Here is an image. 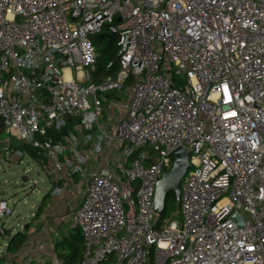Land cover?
I'll use <instances>...</instances> for the list:
<instances>
[{"label":"built area","instance_id":"obj_1","mask_svg":"<svg viewBox=\"0 0 264 264\" xmlns=\"http://www.w3.org/2000/svg\"><path fill=\"white\" fill-rule=\"evenodd\" d=\"M115 20L126 49L96 82L91 36ZM0 117L51 178L86 181L81 264H264V0H0ZM180 146L190 167L161 219Z\"/></svg>","mask_w":264,"mask_h":264},{"label":"rangeland","instance_id":"obj_2","mask_svg":"<svg viewBox=\"0 0 264 264\" xmlns=\"http://www.w3.org/2000/svg\"><path fill=\"white\" fill-rule=\"evenodd\" d=\"M1 155L0 200H6L14 213L12 215L0 217V255H2L3 251L7 248L8 233L14 235L17 231L24 230L29 222L35 225L31 228L34 231H29L30 234L34 235L41 229L39 228L41 222L33 221L35 218L32 219V217L39 202L45 193L52 187L51 178L44 168L43 161L37 160L27 153H24V156L20 157L17 153L3 151ZM24 177L27 179L24 180ZM168 216L169 215H167V217ZM174 218L181 223V216L179 214ZM3 231L5 232L4 234H2ZM66 232L67 231L53 232L55 240L51 242V247H49L51 248L49 249L51 250V252L49 251L51 257L49 256V260H47L48 262L45 264L56 263V257H54V252L52 253V251L54 249L56 250L58 240L61 239ZM115 262V258L110 257L101 264H115Z\"/></svg>","mask_w":264,"mask_h":264},{"label":"trees","instance_id":"obj_3","mask_svg":"<svg viewBox=\"0 0 264 264\" xmlns=\"http://www.w3.org/2000/svg\"><path fill=\"white\" fill-rule=\"evenodd\" d=\"M117 25V21L112 25H106L102 31L92 35V43L95 46L97 59L95 64V70L92 73V80L99 82L102 79L115 75L118 71L117 56L120 48L116 45L115 38L109 42L108 33L111 31V27ZM53 139L57 140L61 137V132L50 131ZM7 140V141H6ZM5 142H8L7 152L27 153L36 158L37 160L45 161L44 152L34 148L30 144L9 137L6 132V126L3 119L0 117V162L2 153L4 151ZM179 206V202L176 199L175 193L170 192L166 197L165 209L161 219L167 217L172 212L176 211ZM7 252L16 253L22 249L27 241V234L24 231H17L14 235L8 233ZM83 253V237L80 230L76 227L72 228L68 234L62 236L56 244V254L62 264H81Z\"/></svg>","mask_w":264,"mask_h":264},{"label":"crops","instance_id":"obj_4","mask_svg":"<svg viewBox=\"0 0 264 264\" xmlns=\"http://www.w3.org/2000/svg\"><path fill=\"white\" fill-rule=\"evenodd\" d=\"M51 184V189L45 193L32 217V219L35 218L33 221L41 222L39 227L41 229L34 235L30 234L29 231L33 230L31 228L35 225L29 222L25 226V229L22 230L27 234V241L22 249L16 253H8L6 248L2 255H0V264H27L26 261L29 258L33 260L32 264H45L48 262L47 260H49V251L51 252V250H49L51 248L49 247H51V242L55 240L53 232L67 231L63 234L65 235L74 228L71 215L73 210L82 202L85 196L86 181L81 180L79 176H76L74 181L63 180L62 182H57L55 179L51 178ZM55 186L64 188V192L61 196L52 195L51 190ZM9 237L10 236H7V239ZM53 252L54 257H56V263H52L51 259L50 262L52 264H62L57 257L55 249L52 253Z\"/></svg>","mask_w":264,"mask_h":264},{"label":"water","instance_id":"obj_5","mask_svg":"<svg viewBox=\"0 0 264 264\" xmlns=\"http://www.w3.org/2000/svg\"><path fill=\"white\" fill-rule=\"evenodd\" d=\"M79 10L74 12V18L79 14ZM116 33V28L111 27L110 33H108L109 42L113 40ZM126 45L119 51L117 56V61L119 60L121 54L125 51ZM47 146H52V142H48ZM46 155V154H45ZM173 156V166L169 171L163 173L162 178L157 182L156 192H155V212L162 216L165 209L166 197L170 192H174L177 201L180 200L181 192V181L186 175L190 167V151L180 146L172 152ZM27 178L24 177V180ZM5 232L3 231L2 234Z\"/></svg>","mask_w":264,"mask_h":264},{"label":"bare ground","instance_id":"obj_6","mask_svg":"<svg viewBox=\"0 0 264 264\" xmlns=\"http://www.w3.org/2000/svg\"><path fill=\"white\" fill-rule=\"evenodd\" d=\"M66 76L69 77V73H68V71H67V73H66Z\"/></svg>","mask_w":264,"mask_h":264}]
</instances>
